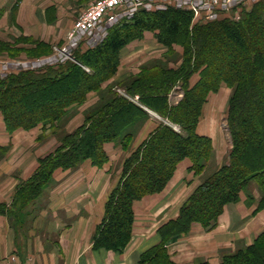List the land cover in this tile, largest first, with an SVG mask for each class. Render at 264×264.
<instances>
[{"label": "trees", "instance_id": "trees-1", "mask_svg": "<svg viewBox=\"0 0 264 264\" xmlns=\"http://www.w3.org/2000/svg\"><path fill=\"white\" fill-rule=\"evenodd\" d=\"M191 20V13L175 9L141 12L132 22L115 27L94 51L80 55L76 51L73 56L78 53V64L67 61L57 68L12 75L0 81V110L7 126L12 131L30 130L42 123L60 121L67 108L98 91L103 82L117 74L121 51L145 32L157 31L158 40L168 44L188 37V59L183 67L175 71L162 68L149 84L143 82L137 92L129 91L132 97L138 93L139 104L115 94L101 99L87 116L85 126L44 159L39 171L16 194L24 207L41 195L56 168L68 169L79 161L73 156L101 165L108 161L106 143L124 136L127 146L133 136L129 128L149 118L144 106L185 133L163 124L127 162L121 186L110 197L94 240L96 249L122 253L133 236L135 202L161 193L186 159L193 162L191 169L196 172L204 169L213 144L211 138L197 133L196 126L208 95L225 81L234 88L229 118L234 141L230 159L202 184L178 219L158 230L160 244L145 251L138 264H176L169 256L168 243L187 233L193 223L216 227L225 207L239 201L241 192L253 181L262 189L259 210L264 208V4L257 3L240 22L222 20L195 25L190 30ZM197 56L207 58L204 79L186 89L180 103L171 104L173 88L184 80ZM214 57H218L217 64L210 67ZM90 66L94 72L84 69ZM52 91L57 94L51 95ZM26 101L31 106L25 105ZM0 208L5 211V207ZM221 264H264V233L252 246L224 256Z\"/></svg>", "mask_w": 264, "mask_h": 264}, {"label": "rangeland", "instance_id": "rangeland-1", "mask_svg": "<svg viewBox=\"0 0 264 264\" xmlns=\"http://www.w3.org/2000/svg\"><path fill=\"white\" fill-rule=\"evenodd\" d=\"M90 1L91 0H71L68 6L66 7L61 6L57 8L58 17L55 22L41 23L42 22L41 21L40 23L37 22L36 24L28 23L26 24V26L23 25L22 28H20L19 25L16 24V21L19 18V13L22 10V13H24L27 20H31L33 18L35 19V16H37L38 14L34 8H29V7L21 8L20 5L18 4H16L14 7L9 6L5 8H0V81L5 80L6 78L12 75H20L29 72H39V70H41L42 68L43 69L48 67L57 68L59 67L60 64L67 61H71L78 64L76 57L88 51H94L96 48L102 45L104 41L109 37L111 31L115 27H117L118 25L121 26L123 23L132 22L136 18V16L140 15L141 12L150 13L146 10H142L139 13H137L134 17L128 20L124 19L120 21V23L116 24L112 28H108L107 30L103 31L101 33V37H99L95 42H88L84 44L82 47L77 48L75 52L77 51L79 55L77 53V55L67 60L68 58L66 57L67 54L66 52L67 51L71 52V49L72 48L74 49L75 47V41L74 39H72L71 34L75 30L76 20L86 10L88 3ZM259 2H262L264 4V0H253L252 3H250L248 6L244 8L237 9L236 11H233L228 14L217 15L213 19L207 21L198 22L192 16L191 26L189 29L192 30V28L195 25H199V24L205 25L207 23H212L222 20L240 22L243 18H245V16L248 13H250L254 9L255 5ZM49 20L50 19L48 18V21ZM145 33H149L148 36L152 35V37H154L153 38L154 41H156L155 42L156 45L160 46V47L158 46L156 47L159 52H154L157 55H159L158 58H154V59L150 58L149 60H147L142 54V52L145 51L143 50V47H141V45L135 47V49L132 51V54L133 55L138 54V56H132L133 59L132 61L130 55L126 56V59L128 61L126 60L127 67H125L126 70L125 73H128V76H125V78L120 79L116 74L114 77L103 82L98 91H92L88 94V95L93 94L95 100L97 98L98 102L95 105L90 106L89 104H87L89 103L87 102L88 101V96H87L85 101L74 104L69 108H67V113L58 122H53L48 124L42 123L39 124L36 128L30 130L19 128L13 131L10 130L9 127L7 126L4 113L3 111L0 110V143L4 145V147H0V162L1 161L12 162V164H14L15 166H17V164L20 162H24L27 165V169L31 168V166L34 164V169L30 177L26 181H23L21 178V175L23 174L22 168L21 167L17 168V173L15 172L16 174L15 177L16 179L18 178L19 181L13 200L10 203V205L8 203L6 204L0 203V206L5 207L4 209L5 211H0V217L6 218L8 223L10 225H13L15 229L25 231L26 228L29 227L30 230L31 227L30 225L34 217V213L28 211H45L47 208L51 206L61 205L60 200L58 199L55 200L57 196V191L59 192L58 189L59 181L55 179V175L59 172L61 173L68 172V175L73 176L77 171H79V169L82 168L83 164L87 160H83L82 158L80 159L78 155L73 156V159H77L79 161L70 168L63 169L62 167H59L55 169L51 180H49L46 187L43 189L41 195L37 197L35 200H33L30 204H28V206L24 207L21 200L18 201L16 199V194L19 193L21 187L25 183H27L39 171L41 165L43 164L44 159L57 152L58 149L64 143H67L71 139L72 134H74L76 131H79L85 126L87 116L91 114V112L97 106H99L101 99L104 98L106 99L107 97L115 94L118 97L139 104L138 93H136V95L132 97L128 95L129 91L133 90V92H135L136 89H138L143 82L145 84L147 83L149 84V82L152 81L150 79L152 77L154 78V75L162 71V68L167 69L169 71L170 70L175 71L180 67H183V65L187 61L188 37L187 38L184 37L179 41H174L172 42V44L171 43L168 44L158 40L157 31L156 32L147 31ZM144 39H145V34L141 39L133 40L130 44L134 43L136 45L139 41H142ZM73 52L74 51H72V53ZM217 58L218 57H214L210 59V61H212V63H210L211 64L210 67L216 66L218 60ZM206 60H207L206 57L201 60V58L197 56V60L195 61L194 66L191 68L190 72L189 70H187L188 73L185 74L187 77L184 76L186 79L184 78V80L181 83H178L173 88V91L175 90L179 91V94L177 95V100H174V102H171V104L177 105L178 103H180L185 97V90L194 88L199 82L202 81L201 79H204L203 78L204 75L202 74V71L205 68V64L207 63ZM197 64L201 65V67L199 65L197 66ZM90 67H91L90 68L91 71L89 68L88 69L84 68V69L88 72H94L95 68L92 66ZM130 86H133V88H130ZM176 88L179 90H177ZM233 93H234V88L228 82L222 81L219 89L216 92H211L207 97V101H205V103L202 106L201 116L196 126V130L199 124H201L200 122H202L201 127L203 128V130L207 131L209 134L211 133L215 135L216 137L215 139L217 142L216 144L219 146L220 150L215 152L213 148L212 155L205 162V167L201 171L196 172L195 170L191 169L193 166V162L189 159L186 160H189L192 166L189 168L188 172L186 171L183 172L184 173L183 176L181 174H177L178 166L181 163L177 166L172 178L167 184L168 186L170 182L173 181L174 177L177 174L178 179H176L175 187H177L178 192L181 191L183 193L180 194L181 196L178 199L177 204L174 206L176 207L175 209L178 210L179 206L181 205L180 206L181 208L179 209V215L177 216L176 219L179 218L182 208L186 205L189 199L196 193V191L202 186V184H204V182L210 179L216 171H218L225 164H227L230 159V155L234 146L233 136L230 129V121H229L230 103L233 97ZM50 94L55 95L57 93L55 91H52ZM37 98H40V96H38ZM25 105L31 106V104L28 103L27 101ZM81 111H83L84 121H82L83 123L81 125L79 124L78 127L73 128L74 125L73 121L75 118H77L76 117L77 114H80ZM161 118L163 119V121L166 122V124L171 125L174 129H178V131L183 134L185 133L184 131L183 132L181 131L180 126L168 122L163 117ZM148 119L149 118L143 120L141 124L145 123ZM161 125L163 124H160L158 128ZM131 129L132 128H129L128 131H130ZM135 129H137V127ZM18 131L20 132L17 133ZM123 138L124 136H120L115 141L106 143V144H115L116 146L112 151L114 157L113 159L115 161L113 167L111 168V171L114 172L115 188L109 194L108 200L105 204V211L110 197L121 186L123 177L125 175L127 162H129L133 154H135L137 150L140 149L148 140L147 138L143 143H141L137 147L138 143H136L137 142L136 135L130 137L127 146L124 145ZM107 162H104L101 165H95L93 164V162L92 164L94 167L102 169L107 164ZM181 169L183 170V168ZM5 170H7V173H4V175H0L1 193L4 192V188H5L4 183H8L5 181L8 178H10L8 174L10 169L5 168ZM63 186L64 185H62V189ZM167 186L161 193L149 194L143 197L141 200L136 201L138 205L137 206L138 211H158L157 210L158 207L164 205L166 206L170 204L171 197L170 196L167 197V194H164ZM65 192L62 190L63 193V194L61 193L62 197L66 195ZM242 198H246L247 204L249 205L251 204L253 205V203L258 204L257 210L254 211L252 215L247 216V220L248 219L250 220L253 217L255 218V216L264 209L263 208L259 210V207H261L260 201L262 199V189L257 182L253 181L249 183L247 189L241 192L239 201H237L236 203H229L228 205L238 204L239 202H241ZM82 202L85 203L86 200L85 201L82 200ZM172 206L168 208L169 209L168 211H171ZM244 215L245 212H243V216ZM105 216H106V212L104 218ZM194 225L201 226L203 228L204 233H207L211 236L209 240L206 241L205 244L203 243L199 245L187 244V248H186L185 242H187L189 234ZM244 226L245 225H242L241 229L238 228V233L241 232L240 233L241 235L244 234L243 229H246L244 228ZM215 229L216 227L206 228L201 223H197V222L193 223L187 233L180 234L176 239L168 243L169 245L177 241L180 243L182 242L179 246L183 247L181 249L179 247L180 250L171 253L169 252V248L167 245V250L171 260L176 264H203V263L221 264L224 256L237 252L240 249L242 250L249 246H252L256 241L255 239L254 243L249 246L245 245V243L243 242L241 243L239 242L235 246V249H233V247L229 248L228 246L227 247L224 246V245H230L229 240L222 241L221 243L218 239L212 236V232ZM96 233L93 237V250H98L94 247V240ZM152 233L153 232L147 233L146 239L141 238L137 240V246L139 251L141 252L143 251L140 254V256L145 251L160 244L161 237L159 236V234L157 233V238H155L152 237ZM263 233L264 231L259 236H261ZM149 235L151 237H149ZM44 243H45L44 250L46 252H50L51 246L53 245V240L46 238V240H44ZM135 243L136 242H134V245ZM202 245L203 247L201 248L200 246ZM128 246L129 244L126 246L123 252H125ZM132 248H129L128 251L132 250ZM107 251L115 252L112 250H107ZM115 253H120V252H115ZM132 255H134V253ZM128 257L130 259L132 258L130 255H128ZM27 260H28L27 262H30V264H34L32 257L28 258Z\"/></svg>", "mask_w": 264, "mask_h": 264}, {"label": "crops", "instance_id": "crops-1", "mask_svg": "<svg viewBox=\"0 0 264 264\" xmlns=\"http://www.w3.org/2000/svg\"><path fill=\"white\" fill-rule=\"evenodd\" d=\"M70 2L71 0H0V8L9 6L14 7L16 4L20 5L21 8H34L38 14L35 16V19L33 18L31 20H27L24 13H22V10L19 13V18L17 19L16 24L22 28L23 25L26 26L28 23L36 24L41 21V23L55 22L58 17L57 8L61 6L66 7L70 4ZM48 18L50 19L49 21ZM148 34L149 33H145L144 40L139 41L136 45L132 43L121 51V64L117 73V76L120 79L128 76V73H125V67H127L126 62L128 61L126 56L130 55L131 61L133 60L132 56H138V54H132L135 47L139 45L143 47V50L145 51H143L142 54L147 60L150 58H158L159 55L154 52H159L156 47L160 46L156 45V41L153 39L154 37H152V35L148 36ZM178 94L179 91H173L170 95V102L177 100ZM87 102H89L87 104L92 106L95 105L98 100L97 98L95 100L93 94H90L88 95ZM142 107L149 114V119L143 124L139 123L135 125L134 127H137V129L132 127V129L128 131V133L136 135V143H138L137 147L152 133H154L160 124H166V122L163 121V119L155 112H152L144 106ZM76 117L77 118L73 121V128L78 127L79 124L81 125L83 123V111H81L80 114H77ZM200 123L202 124V122ZM201 124H199L197 128V133L201 136L211 138L215 152L220 150L219 146L216 144L215 135L204 131ZM115 146V144L104 145V150L108 156V162L102 169L94 167L92 162L87 160L83 164L82 168L79 169V171H77L73 176L68 175V172L57 173L55 175V179L59 181V192L57 191L55 200H60L61 205L51 206L45 211H28L34 213L30 230L29 227H27L25 231L15 229L13 225L8 223L6 218L0 217V264H4L5 259L14 253L19 255L21 261L23 262L28 261L27 259L32 257L34 264L138 263L139 256L143 251H139L137 240L141 238L146 239L147 233L149 232H153L152 237L157 238L158 230L170 220L176 219L179 215L181 205L178 210H176V207L174 206L177 204L178 199L181 196L180 194L183 192H178L177 187H175L176 179H178L177 174H181L183 176V172H188L192 165L189 160L183 161L178 166L177 174L173 181L167 186L164 194H167V197H171V205L168 204L166 206H160L157 208L158 211H138V205L135 202L133 236L125 252L115 253L109 252L105 249L93 250V237L97 228L103 221L106 212L105 204L108 200L109 194L115 188L114 172L111 171L115 161L113 159L114 157L112 152ZM0 147H4V145L0 143ZM4 167L6 169H10L8 173L10 178L5 181L8 183H4V192H0V203H8L10 205L19 181L18 178L16 179L15 177L17 168H22L23 174L21 175V178L23 181H26L34 169V164L31 168L27 169V165L24 162H20L17 166H15L12 162L1 161L0 175L7 173V170H5ZM181 168H183V170ZM62 185H64L63 189ZM62 190L64 192L66 191V195L63 197L61 195ZM82 200H86V202L83 203ZM171 206V211H168V208ZM257 207V203H253V205L247 204L246 198H242L241 202L238 204L227 205L223 214L219 218L216 229L212 232V236L218 239L221 243L222 241L229 240L230 245L224 246H228L229 248L233 247V249H235V246L239 242H243L248 246L253 244L255 239H257V237L264 231V209L258 213L255 218L253 217L252 219L247 220V216L252 215V213L257 210ZM243 212H245L244 216ZM242 225H245L244 228L246 229H243L244 234L241 235V232L238 233V228L241 229ZM210 236L211 235L204 233L201 226L194 225L187 242H185L186 248L187 244H205L206 241L209 240ZM149 237L151 236L149 235ZM46 238L53 240L50 252H46L44 250V240H46ZM134 242H136L135 245ZM181 243L177 241L169 244V252H177L183 248L179 246ZM200 247L202 248L203 245ZM129 248H132V250H130L131 253L128 251ZM133 253L134 255H132ZM128 255L132 258L130 259Z\"/></svg>", "mask_w": 264, "mask_h": 264}, {"label": "built area", "instance_id": "built-area-1", "mask_svg": "<svg viewBox=\"0 0 264 264\" xmlns=\"http://www.w3.org/2000/svg\"><path fill=\"white\" fill-rule=\"evenodd\" d=\"M253 0H91L86 10L76 20L71 34L75 41L74 49L66 52L71 59L77 48L88 42H95L101 33L120 21L130 19L142 10L148 12L182 10L192 14L198 22L211 20L217 15L228 14L244 8ZM70 37V38H71ZM72 51H74L72 53ZM65 60V61H67ZM65 63V62H64ZM43 69V68H42ZM178 131V129H175ZM4 264H30L21 261L16 253L9 255Z\"/></svg>", "mask_w": 264, "mask_h": 264}]
</instances>
